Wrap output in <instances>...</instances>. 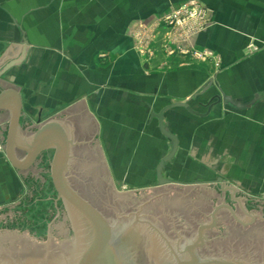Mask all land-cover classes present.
I'll list each match as a JSON object with an SVG mask.
<instances>
[{"label":"crops","instance_id":"1","mask_svg":"<svg viewBox=\"0 0 264 264\" xmlns=\"http://www.w3.org/2000/svg\"><path fill=\"white\" fill-rule=\"evenodd\" d=\"M183 1L124 0L129 7L124 14L134 13L133 21L146 24ZM202 2L215 8L221 25L194 36L196 50L211 53L215 44L221 60L228 61L237 54L232 43L230 46L231 37L264 33L262 17L245 13L239 5H229L226 0ZM238 2L243 6V0ZM98 14L96 9L95 16ZM163 34L140 33L138 40L139 34L133 33H46L45 45L50 51L44 53V75L34 79L36 51L14 43L2 53L6 43H0V82L6 72L13 71V83L20 73L18 85L6 88L16 91L21 99L20 140L31 142L41 124L55 120L73 139V154L78 146L99 145L105 164L114 168L123 182L160 181L170 167L175 171L183 165L188 167L189 179L204 171L212 180L217 175L218 180L237 184L239 190L264 194V54L252 56L251 64L237 63L217 74L210 58L195 60L179 50L171 54L158 48L165 41ZM145 40V50L138 49L139 41L143 48ZM25 69L29 70V82L21 77ZM42 79L43 103L52 109L59 103L61 107L46 118L41 109L35 122L25 121L21 88ZM12 103L8 98L0 108L1 136L6 120L9 133ZM5 111L9 115L5 116ZM161 113L167 130L178 138V149L162 173L161 163L173 144L160 129ZM1 153L0 194H16L17 174Z\"/></svg>","mask_w":264,"mask_h":264},{"label":"water","instance_id":"2","mask_svg":"<svg viewBox=\"0 0 264 264\" xmlns=\"http://www.w3.org/2000/svg\"><path fill=\"white\" fill-rule=\"evenodd\" d=\"M8 98L13 99L6 146L10 162L24 170L42 151L54 148L52 178L59 195L71 207L58 210L43 236L0 230V264H264L263 200L235 195L236 189L228 185L215 189V184L178 186V181L126 193L113 191L87 200L67 174L73 159V139L59 122L50 120L38 127L31 142H22L18 135L21 99L16 91L3 90L0 108ZM158 118L161 131L173 144L160 171L175 155L178 138L165 127L163 113ZM19 150L26 152L22 159ZM136 206L147 207L145 213L157 215L149 217V222L157 225L160 234L153 236L142 224L126 229L134 224L126 215L137 212L133 209ZM118 214L122 218H117ZM115 236L124 240L118 249L113 246ZM160 238L169 241L157 242ZM193 238H203L202 245L184 244Z\"/></svg>","mask_w":264,"mask_h":264},{"label":"rangeland","instance_id":"3","mask_svg":"<svg viewBox=\"0 0 264 264\" xmlns=\"http://www.w3.org/2000/svg\"><path fill=\"white\" fill-rule=\"evenodd\" d=\"M226 1L229 5L236 6L237 4L240 8L243 7L245 13L262 17L260 24L262 23L264 27V0H243V6L238 0ZM110 2L114 3L111 7L109 0H0V43L3 41L6 43V48L2 53L14 43L30 46L31 50L36 51V62L31 64L34 66L33 79L35 76L44 75V53L47 50L50 51V46L46 47L45 45L46 33L54 35L55 33H133L134 35L139 34L138 40H140V33H164L165 41L163 44L160 43L158 48L168 49L171 54L172 50H179V53L195 57V60L210 58L213 61V71L217 74L222 68H233L237 63L251 64L252 56L259 53L264 54V33H245L239 39L229 36L230 46L233 45L236 48L237 54L234 53L235 55L231 56L232 58L228 61L221 60L220 48L215 44L211 53H209L210 51L196 50V45L192 41L194 36L196 37L218 24L221 25L216 19L215 8L206 5L202 0H186L178 3L172 6L169 13L158 17L155 22L146 24L136 22L138 19L133 21L134 13L133 15L124 14V10L129 8L124 4V0H110ZM96 9L99 10L97 16H95ZM195 12H202V14L198 16ZM98 17H100L99 20ZM110 17L115 20H109ZM2 35L4 39H2ZM147 45V40L142 41L143 48H141L139 41L138 49L144 51ZM150 55L149 53L147 57ZM8 63H6V67ZM28 71L25 69L21 72V77L25 78L26 82H29ZM11 72H6L3 75V81L1 79L0 82V93L6 88L14 87V83L18 85L19 82L16 80L19 79L20 73H16L13 83L14 76ZM21 89L24 105L22 114L25 121L35 122L41 109L44 110L43 118H46L61 107V103L57 104L54 109L43 103L45 98L43 79L39 84L30 87L24 86ZM2 113L3 109L0 110V114ZM7 115L9 112L5 111V116ZM4 123L6 130L2 136L0 135V151L6 163L11 164L8 166L17 174L19 185L16 194H0V230H21L34 236H43L49 232L48 223L55 220L58 210L71 207L59 195L52 178L51 163L55 149L48 148L42 151L30 167L19 172L12 166L6 154L9 122L6 120ZM99 148V145L94 148L86 145L76 147L72 167L67 173L70 183L87 200L113 191L126 193L166 186L178 181V186L215 184V189L221 185H228L236 189L235 195L264 201L263 193L239 190L237 184L218 180L217 175L212 180L206 177L204 171L201 176L189 179L188 167L183 165L175 171L173 167L165 171V175L162 177L166 180L165 182H160L157 179L148 183L123 182L116 176L114 168L105 164ZM172 148L173 145L166 150L165 158L169 156ZM17 153L21 159L26 156L25 151L19 150ZM185 153L187 154V152ZM172 158L164 163L161 173Z\"/></svg>","mask_w":264,"mask_h":264},{"label":"flooded vegetation","instance_id":"4","mask_svg":"<svg viewBox=\"0 0 264 264\" xmlns=\"http://www.w3.org/2000/svg\"><path fill=\"white\" fill-rule=\"evenodd\" d=\"M71 163H72V161H71ZM144 205V204H143ZM74 209V208H73ZM99 209V208H98ZM133 209H136L137 210V212H130L129 214H125L126 215V218H128V220H130L131 218H132V220L133 221H131V223H134V224H130L129 225V227L128 228H126V229H134V227H136V225H143V226H145L146 225V229L148 228L149 229V232L153 235V236H155V235H158V234H160L159 233V231H158V228H157V225L156 224H153V223H150L149 222V220H150V218L149 217H157V215H155V216H153V215H150V214H148V213H145V211L147 210V207H140V208H138L137 206L136 207H133ZM157 210V209H156ZM102 211V210H101ZM103 212V211H102ZM76 213H80L79 211H77L76 210ZM104 213V212H103ZM122 216H123V214H122ZM117 218H122L121 217V215L119 216V214H118V217ZM115 222H116V220H114V223L113 222H111L112 223V225H113V227H114V225H115ZM243 223V222H242ZM136 224V225H135ZM243 224H246V223H243ZM91 225V224H90ZM91 227H92V225H91ZM93 229V228H92ZM142 240H145V239H142ZM180 240V238L179 239H177V240H173V243H175V241H179ZM200 241V242H198V243H196L197 241ZM196 239V238H193V239H191V241H186V243H184V244H186V245H188V247H192V246H194V245H202L201 243L203 242V238H199V239ZM157 242H159V241H169L168 239H166V238H163V239H157L156 240ZM122 242H124V240H123V238H121L120 236L118 237V236H115V239H114V241H113V246H115V248H120L121 247V243ZM195 247V246H194ZM112 254H114L113 253V248H112ZM114 257L116 256L115 254L113 255ZM120 263H122V262H120Z\"/></svg>","mask_w":264,"mask_h":264},{"label":"built area","instance_id":"5","mask_svg":"<svg viewBox=\"0 0 264 264\" xmlns=\"http://www.w3.org/2000/svg\"><path fill=\"white\" fill-rule=\"evenodd\" d=\"M195 14H198V16H201L202 12H199V13L195 12Z\"/></svg>","mask_w":264,"mask_h":264}]
</instances>
